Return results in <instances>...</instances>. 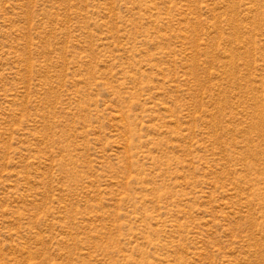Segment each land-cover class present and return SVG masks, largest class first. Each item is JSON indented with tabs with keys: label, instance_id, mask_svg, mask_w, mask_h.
<instances>
[{
	"label": "rangeland",
	"instance_id": "rangeland-1",
	"mask_svg": "<svg viewBox=\"0 0 264 264\" xmlns=\"http://www.w3.org/2000/svg\"><path fill=\"white\" fill-rule=\"evenodd\" d=\"M0 264H264V0H0Z\"/></svg>",
	"mask_w": 264,
	"mask_h": 264
}]
</instances>
